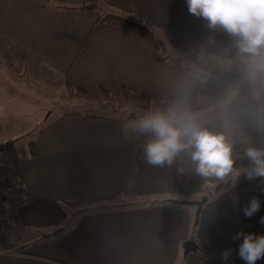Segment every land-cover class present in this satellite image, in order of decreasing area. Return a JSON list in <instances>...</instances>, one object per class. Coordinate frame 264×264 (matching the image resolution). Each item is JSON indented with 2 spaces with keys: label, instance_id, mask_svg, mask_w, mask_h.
<instances>
[{
  "label": "crops",
  "instance_id": "crops-1",
  "mask_svg": "<svg viewBox=\"0 0 264 264\" xmlns=\"http://www.w3.org/2000/svg\"><path fill=\"white\" fill-rule=\"evenodd\" d=\"M83 1L0 0V65L10 77H19L13 72L22 67L48 94L68 83L91 97L125 88L161 102L248 88L214 58L231 40L191 15L186 0H98L90 15L78 11ZM106 14L151 28L166 61L155 59L158 45L144 33L98 24ZM240 106L247 114L237 115ZM226 107L213 106L222 112L212 118L195 114L215 132L231 120L234 167L244 169V149L264 146V112L252 97L227 107V118ZM132 126L118 116L68 112L35 133L37 155L20 166L30 201L17 211L19 228L0 234V264H224L220 254L227 248L233 249L227 264H246L236 255L242 238L232 236L264 235L263 185L239 177L206 202L192 228L190 209L159 203L179 196L197 201L205 181L187 153L171 166L147 164L143 150L153 137ZM252 196L261 209L245 218L240 208ZM186 240L199 250L183 258Z\"/></svg>",
  "mask_w": 264,
  "mask_h": 264
},
{
  "label": "clouds",
  "instance_id": "clouds-1",
  "mask_svg": "<svg viewBox=\"0 0 264 264\" xmlns=\"http://www.w3.org/2000/svg\"><path fill=\"white\" fill-rule=\"evenodd\" d=\"M186 5L191 15L206 22L207 29L219 30L231 40L230 46L222 47V55L217 54L214 58L224 70L235 69L252 99L260 105L258 111L264 112V0H186ZM239 91V86L230 90L229 105L239 96ZM227 111L226 107V118ZM245 114L247 109L240 106L237 115ZM233 126L231 120H227L225 131L209 130L191 111L188 96L184 95L167 112L146 115L135 121L132 128L138 134L152 135L143 150L145 161L151 166H171L181 153H187L195 174L209 187H215L212 181L229 177L235 183L242 172L249 182L259 180L264 184V147L247 146L244 156L248 167L243 170L234 167ZM261 191L264 194V188ZM261 203L252 196L240 211L245 218H251L260 211ZM259 222L264 224V217ZM241 238L242 243L236 250L241 260L256 264L264 259V235L237 232L232 236L234 241ZM232 254L231 248L221 252L224 264Z\"/></svg>",
  "mask_w": 264,
  "mask_h": 264
},
{
  "label": "rangeland",
  "instance_id": "rangeland-1",
  "mask_svg": "<svg viewBox=\"0 0 264 264\" xmlns=\"http://www.w3.org/2000/svg\"><path fill=\"white\" fill-rule=\"evenodd\" d=\"M6 67L7 66L4 64L0 65V86H1L0 87V142H4L11 139L15 140L16 145L19 148L21 154H27L26 145L28 142L33 141V138L37 131L43 129L45 126L52 123L58 116L67 114L68 112L69 113L78 112L82 114H96V115L99 114L109 117L118 116L127 125L129 124L133 125L135 121L144 117L143 116L138 119H134L133 116L138 117L144 112L132 106L114 105L112 103H98V102H93L92 100L90 101L68 100L65 86L52 90L51 93L48 94V92L44 91L45 89L42 87V85H40L38 81L30 77L29 75H26L27 73L24 68L21 67L18 72H13V74H18L19 77L17 76L10 77L9 74L11 72L7 71ZM14 71H17V69H14ZM224 92H230V91L229 89H227V91ZM209 96H214V95H209ZM250 97L251 94L249 89L245 88L244 91L242 90L239 91V96L232 101L231 105H229L228 103L231 100L230 95H228V97L223 102H220L218 104L227 103V107L231 108L234 105H237L243 100H246ZM216 105L209 106L197 112H200L204 117L210 116L212 118L214 116H217L219 112H222L219 109L214 110V108H212L213 106ZM209 108H210L209 110L210 113L206 111ZM197 112H193V113H197ZM203 116H198V118L202 119L201 117ZM19 125L20 126L29 125V126L23 129L24 131L21 135H12L11 131H13L14 128L19 127ZM263 143H264V139H263ZM241 176H243V172ZM228 180L232 181L231 178L229 177L223 181H218L214 185L225 184ZM253 186L254 187L261 186L259 180H254ZM215 187L205 188V190H203V193L197 196V201H200L204 197H207L215 189ZM179 198L176 201L179 202L194 201L191 200L189 197H187V199H180V200ZM207 201H208V197H207ZM187 207L191 211L190 221H189L191 227L194 224L197 226L201 212L199 213L198 218L196 219L195 218L196 207L193 206H187ZM186 241H191V240H186ZM181 249H182V245H181Z\"/></svg>",
  "mask_w": 264,
  "mask_h": 264
},
{
  "label": "trees",
  "instance_id": "trees-1",
  "mask_svg": "<svg viewBox=\"0 0 264 264\" xmlns=\"http://www.w3.org/2000/svg\"><path fill=\"white\" fill-rule=\"evenodd\" d=\"M99 8L98 0H85L79 6L78 11L84 15H90ZM98 24H109L117 27L133 28L144 33L150 40L157 43L160 53L155 59L160 62L166 61L165 46L163 42L157 39L151 28L144 24L125 18L120 14H106L98 19ZM68 100H92L98 103H112L116 105L132 106L144 113L167 112L173 107L178 99H172L161 102L146 95L131 92L125 88L121 89L118 94H111L102 89L98 96H89L83 88H73L70 84L65 83ZM230 92L218 91L214 96L194 95L188 101L192 112H197L209 106L223 102ZM27 154H21L15 140L0 142V187L4 192V198L0 201V234L9 230L19 228L17 211L20 207L27 204L30 198L26 195L24 181L20 173V166L25 162L33 159L37 155V148L34 141L27 143ZM244 176V175H243ZM232 180V179H231ZM218 181H212L213 184ZM234 182L228 180L225 184L215 185V189L207 196L208 200L213 199L222 191L228 189ZM264 187V184H262ZM209 186H206L207 188ZM204 188V189H205ZM180 199H187L182 196ZM178 200V199H177ZM178 201H167L159 204L169 205L176 208L188 209L187 206L177 203ZM158 204V205H159ZM194 226V227H193ZM192 227L196 228L194 224ZM199 250V249H198Z\"/></svg>",
  "mask_w": 264,
  "mask_h": 264
},
{
  "label": "water",
  "instance_id": "water-1",
  "mask_svg": "<svg viewBox=\"0 0 264 264\" xmlns=\"http://www.w3.org/2000/svg\"><path fill=\"white\" fill-rule=\"evenodd\" d=\"M206 201H207V197H204L200 201H180V202L178 201L177 203L186 205V206L196 207L195 218L197 219ZM182 250H183V258H186L188 254L195 253L197 251V245L193 241H185L182 244Z\"/></svg>",
  "mask_w": 264,
  "mask_h": 264
},
{
  "label": "built area",
  "instance_id": "built-area-1",
  "mask_svg": "<svg viewBox=\"0 0 264 264\" xmlns=\"http://www.w3.org/2000/svg\"><path fill=\"white\" fill-rule=\"evenodd\" d=\"M4 198V192L2 190V188L0 187V201H2ZM0 222H2V217L0 216Z\"/></svg>",
  "mask_w": 264,
  "mask_h": 264
}]
</instances>
